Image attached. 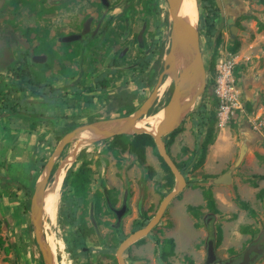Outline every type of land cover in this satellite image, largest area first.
<instances>
[{"label":"rangeland","instance_id":"1","mask_svg":"<svg viewBox=\"0 0 264 264\" xmlns=\"http://www.w3.org/2000/svg\"><path fill=\"white\" fill-rule=\"evenodd\" d=\"M0 1V28L7 29L6 40L12 45L14 58L18 57L13 63L0 64V264H43L30 204L46 162L66 133L84 124L127 117L154 93L152 105L138 121L142 127H153L154 115L165 105L173 89L171 79L163 74L171 20L166 0H110L108 8L90 0L87 11L98 16L97 23L103 25L104 32L85 49L82 43L73 46L56 38L68 36L73 30L70 0ZM205 1L193 0V6L197 14L194 38L206 77L208 74L211 77L212 59L216 62L235 41L239 44L235 53L242 59L235 74L244 112H239L228 126L230 139L236 146L225 171L232 172L233 180L222 187L224 194H231L235 212L218 215L208 209L202 211L194 230L185 205H177L173 215L177 226L171 228L169 211L173 200L144 241L124 253L126 264H163L154 247V240L161 237L175 242L170 264H204L209 240L214 242V264L239 261L264 232V200L259 201L254 194L262 188L264 180L252 178V174L264 176V4L260 0H211L217 11L208 13ZM205 20L208 24H203ZM37 46L38 50L51 47L63 59L62 65L54 61L51 72L38 65L45 60L30 65L25 55L33 56V47ZM111 46L113 49H109ZM75 50L79 56L72 64L66 56ZM120 52L124 58L118 61L119 68H115L110 61L113 54L117 56ZM21 63L28 67L32 81L34 74L38 76L40 87L29 86L27 75L17 78ZM59 71L74 75L75 83L60 76ZM161 75V85L157 86ZM102 78L106 79L107 88H95V80ZM210 103L208 84L180 125L179 133L163 138L189 183L193 182L195 170L186 161L203 140L206 126L203 127L202 119H206L207 112L201 111V107L206 105L208 110ZM11 108L16 113L12 114ZM66 130L69 131L63 134ZM181 134L188 142L184 144L183 140L176 151L171 150L175 138ZM217 134L215 129V137ZM111 138L94 137L70 143L53 167L47 189L62 169L63 182L54 220L44 213L46 189L41 222L48 249L47 237L53 235L55 264H118L115 251L120 242L154 216L162 196L168 193L167 176L161 169L156 148L145 149V166L154 171L149 178L145 166L139 164L134 154L109 148ZM242 146L245 149L237 163ZM43 159L45 164L41 168ZM247 159L255 164L251 169L247 168ZM82 168L88 169V184L83 193L74 187L78 184L75 176ZM242 183L245 185L238 187ZM252 187L253 194L249 190ZM237 195L247 202L253 215L240 208L236 198H241ZM192 201H199V197H193ZM122 206L126 211L118 220L114 211ZM219 224L221 241L215 247V229ZM77 226L92 228L93 233L84 238L77 233ZM243 227H249L247 234L240 232ZM168 233L170 236H166ZM253 264H264V253Z\"/></svg>","mask_w":264,"mask_h":264},{"label":"water","instance_id":"2","mask_svg":"<svg viewBox=\"0 0 264 264\" xmlns=\"http://www.w3.org/2000/svg\"><path fill=\"white\" fill-rule=\"evenodd\" d=\"M105 6H108L107 0H101ZM168 6V13L171 20L170 29V46L169 51L164 58V71L172 82V92L168 102L158 112L159 119L155 126L148 129L138 125L140 118L146 114L154 100V93L147 99L135 113L122 118H113L107 120H100L88 124H84L66 133L59 143L56 145L54 151L51 153L48 161L45 164L44 171L40 175L35 186L30 204L31 222L34 227L35 240L39 247L43 264H55L53 258L49 254L47 243L42 231L41 211L39 209L43 199V195L47 186L54 165L60 157L65 147L75 141L85 140L89 137L109 138L122 134H148L152 137L158 155L162 158L164 163L170 169L174 177V185L172 189L162 198L158 209L154 216L141 228L129 234L118 245L115 255L118 264H126L124 253L136 242L147 237L151 231L159 224L169 204L183 192L186 188L187 182L184 175L177 168L175 161L168 153L163 138L174 132L180 127L186 116L192 110L196 101L204 94L206 87V73L202 60V55L197 44L196 39L192 36L187 19L185 16V8L187 0H166ZM2 1H0V7ZM235 28H231V33L234 35ZM80 39V35H71L62 38L63 43H69ZM0 52L7 63L10 59V49L7 47L6 40L1 34L0 28ZM192 75L195 78V90L191 95H186V83L188 77ZM160 76L158 85L162 80ZM245 147L242 146L241 149ZM240 149V150H241ZM242 159L241 154L237 163ZM216 185H229L230 175L224 174L212 180ZM125 206L120 210H116L115 214L118 220L121 219L125 213ZM264 242V232L260 241L250 246L242 256V259L237 264H250L258 254H262L263 250L258 249L259 244ZM254 254L253 257H250ZM216 255L214 251V242L209 240L206 248V260L204 264H214ZM225 264H231V261Z\"/></svg>","mask_w":264,"mask_h":264},{"label":"trees","instance_id":"3","mask_svg":"<svg viewBox=\"0 0 264 264\" xmlns=\"http://www.w3.org/2000/svg\"><path fill=\"white\" fill-rule=\"evenodd\" d=\"M25 1L26 0H15V2H25ZM260 2L264 4V0H260ZM14 3L12 2L11 4H14ZM205 8L208 9V13L217 11L216 5L214 3H212L211 0L205 1ZM206 22H207L206 20L203 21V24H208ZM211 26L212 25L209 24V28ZM260 28H262V25H260ZM238 48H239V44L237 41H235L233 43V46L229 48V52L235 53ZM40 53L47 55L49 57V63L44 65V67H43L44 70L51 68L52 67L51 63H53L55 60H58V59L60 61V65H62L63 59L58 58L55 51H53L51 47H49V48L45 47L44 49L41 48ZM214 65H215V58L212 59V62L210 63V69H209L210 72L214 71ZM18 74L19 75H17L18 76L17 78L20 79L22 74H20V73H18ZM60 74L62 75L63 72L61 71ZM65 76H67V75H65ZM30 77H31V75L30 76L28 75L27 80L29 81V83L35 84V85L40 84V81H38V76H36V74H34V77H35L34 79L36 82L34 80L32 81L30 79ZM99 85H100L101 89L107 88L106 82H100ZM171 87H172V85H171ZM169 98H168V100H169ZM168 100L166 101V103L168 102ZM215 103H216L215 101H213V100L211 101V103L209 105V109H208L209 111L207 110L206 105H202V107H201V111L207 112L206 119H205L206 121L204 119H202V125H203V127L206 126V131L204 133L203 140L200 143L199 149L198 148L194 149L192 151L191 157L188 158L186 161V163H188V165H190L191 169H193V170H197L198 168H200L203 165L208 147L210 145H213L215 142V138H216L215 137V121H216V118H215V113L213 112V108L215 106ZM9 110L12 114L16 113V111L12 108ZM68 131L69 130H66L63 134H65ZM179 131H180L179 128L176 129L174 132L166 135L164 137V139L165 138H172L174 135L178 134ZM165 145H166V148L168 151V147H169L168 143H166ZM147 147L155 148V144L153 142V139L148 134L116 135L110 139V145H109V148H111V149L118 148L120 150V152H129L131 154H134L137 157V160L141 166H145V149ZM168 153H169V151H168ZM156 154H157L158 160L160 162L161 169L164 171V173H166L167 178H166L165 187H167L168 192H169L174 185V177L171 174L168 166L164 163L162 158L158 155L157 151H156ZM44 164H45V160L43 159V160H41V168L44 166ZM176 166L180 171H182L183 168L179 163H176ZM145 169L147 171V177L152 178L154 176V171H153L152 167L145 166ZM54 170H55V168L52 170L51 176L54 173ZM87 172H88V169L82 168L79 171V173L75 176V179L77 178V180H78V184H74V187H75V189L79 188L80 191H82L81 193H83L87 188V184H88ZM203 178L213 179L214 177L204 175ZM252 178L264 180V176L253 175ZM190 184L191 183H189V181H187V187H189ZM252 185H253V187H256V185L254 183ZM32 192L33 191L30 192V196L32 195ZM202 194H203V197H204L205 202H206V208L209 211H211L213 214H219L218 210L215 207V200L213 198L211 190L209 188H204L202 191ZM164 196L165 195H163L162 197H164ZM177 197H179V195ZM256 199H258L259 201L264 200V188L260 189L257 192ZM236 201L242 210L247 211L251 215L254 214V211L249 208V206L246 204V202L241 201L238 197L236 198ZM186 211L189 214H191L195 219H199V217L201 215V207H195V206L188 205L186 207ZM149 220H150V218H147L145 223H147ZM143 226H144V224L141 225L140 228ZM195 227H198V223L195 224ZM0 230H1V221H0ZM76 231H77V233H79L84 238H88L93 233L92 228L85 229L84 226H77ZM248 231H249V227H243L240 230V232L242 234H247ZM221 234H222L221 228H220V226H218L215 229V247L217 245H219V243L221 241ZM143 241H144V239H141L138 242H136V244H140ZM154 247H155V253L158 255V260L160 262H162L163 264H170L168 262V258L174 256V249H175L174 241L172 239H155L154 240Z\"/></svg>","mask_w":264,"mask_h":264},{"label":"crops","instance_id":"4","mask_svg":"<svg viewBox=\"0 0 264 264\" xmlns=\"http://www.w3.org/2000/svg\"><path fill=\"white\" fill-rule=\"evenodd\" d=\"M184 137H185L184 134L178 135L175 138L170 149L176 151L179 144L183 140H184V144L187 143L188 141H185ZM235 146L236 145H235L234 141H232L230 139V129H229V131H228V128L224 129L217 134L214 144L210 145L207 149V153H206L203 165L194 171L193 182L190 184L189 187H187V185H186V188L183 190V192L181 194H179V197H176L174 199L173 205L169 211V221L171 223V228L174 225L177 226V219H175L173 216L177 205H180V206L185 205V209L188 205L195 206V207H201V213H202V211L205 212V210H207L206 202H205V199H204L203 194H202V191L204 188H209L211 190L213 198L215 200V207L219 212L218 215L231 214V213L235 212L234 211L236 208L235 204L232 203L230 200L231 194L230 193L224 194L225 191L223 190L222 187H224L226 185H220V184L216 185V184L212 183L213 179L220 177L224 174H227L229 172V171L226 172L225 170L228 167V163L234 154ZM249 147L250 146H248V148H247V152L245 154L246 156L249 154ZM247 160L249 161V165H247L248 169H251L252 167L255 166V164H253V162H251L250 159H247ZM228 174L230 175V183H231L233 180L232 172H229ZM204 175L213 176L214 178L213 179H210V178L205 179V178H203ZM252 175H254V174H252ZM242 185H245V184L242 183L238 187H241ZM227 186H229V185H227ZM262 188H264L263 183H262ZM262 188H260V189H262ZM254 189L255 188H253V187H252V190L249 189L250 192H252V194H253ZM234 191H236V190H234ZM258 191H256L254 194L256 195ZM237 196H239V195H237ZM193 197H199V201L193 202L192 201ZM235 197H236V195H235ZM233 198H234V196H233ZM241 201L246 202V201L242 200V198H241ZM190 217L193 220L192 226L195 230L197 228V227H195V224H197V222H196L197 219H195L192 215ZM186 218H188V217H186ZM219 226H220V224H219ZM220 228L222 231L221 226H220ZM200 229H202V228H200ZM166 236H170V234L168 233ZM161 239H172V238L161 237ZM174 244H175V242H174ZM174 254H175V249H174ZM169 258H171V257H169ZM169 258H168V261H169Z\"/></svg>","mask_w":264,"mask_h":264},{"label":"flooded vegetation","instance_id":"5","mask_svg":"<svg viewBox=\"0 0 264 264\" xmlns=\"http://www.w3.org/2000/svg\"><path fill=\"white\" fill-rule=\"evenodd\" d=\"M93 1L97 2L100 6H102V8H108L109 5H110V0H107L108 6H105L102 3L101 0H93ZM88 2H90V0H70V7H71V14H72L71 25L73 27V30L70 32V34L68 36H71V35H73V36L80 35V39L79 40H76V41L69 42L68 44H74L73 46H76V45L82 43L83 45H85V49H89L91 47L92 41L93 40H96V39H100L102 37L103 32H104L103 25L97 23L98 22V16H95L94 17V16L91 15L90 12L87 11V4H88ZM81 14H83V15H81ZM80 15H81V17L78 18V16H80ZM7 33H8L7 29H4V28L1 29V34H2L3 38H5V40H6V37H7ZM63 37H66V35H60V36H57L56 38H59L60 42H62V38ZM6 44H7V47L9 46V49H10L12 45H11L9 39L6 40ZM41 48L44 49L45 47L44 48L41 47ZM47 48H49V47H47ZM109 49H113L112 46ZM11 50L12 49H10V54L11 55H10V59H9L8 63L9 62H12L13 63L14 61L18 60V57L14 58V55H13V53H12ZM40 50L41 49L38 50V46L36 48L33 47V56L32 55H25L26 57H29L28 62L30 63V65H33V64L35 65V64H37V62L44 61V60L45 61L43 63H40L38 65H41L42 67H44V65H46V64L49 63V57L47 55L41 54L40 53ZM56 55L59 58L58 54H56ZM78 56H79L78 55V52H76V50H75V51H71V53L69 54V57L67 58V56H66V59L70 63L75 64L74 62L78 58ZM114 56H115V54L112 55V59H111L110 62L112 64H115V68H119L117 66V63H118L119 60H121V59L124 58L123 57V53L120 52V54H118L115 57ZM37 59H39V60H37ZM55 61H58L57 62V65L60 66L59 59L58 60H55ZM0 64L1 65L6 64L5 58L3 57V55H2L1 52H0ZM21 65L23 67H20V68L18 67L17 68L18 73L23 74V75H27V78H28V75H31V74H29L28 67L26 66L25 63H21ZM51 65H52V67L49 68V69H46L45 71L51 72L52 70H54V62L51 63ZM58 74L60 76L64 77V78L68 79V80L74 81V83H75L76 77H74V75H72V74L67 75V76H65L64 74L61 75L60 74V71L58 72ZM100 82H106L107 83V81H106L105 78L95 80V83H94L95 88L101 89L100 88V85H99ZM27 84L29 86H32V87H40V85H41V83L39 85L31 84V83H29L28 80H27ZM160 85L161 84H159V86ZM72 86H74L73 88L75 90V87L76 86L75 85H72ZM262 236H263V233H261L260 238L256 242L252 243L250 246L258 243L260 241V239L262 238ZM263 247H264V242L261 243V244H259L258 249L263 250V253H264ZM253 255L254 254H251L250 257H253ZM260 255L261 254H258L257 257L255 258V260L252 263H250V264H253ZM241 259H242V257H241ZM241 259L239 261H233V260H228V261H231V264H237L238 262L241 261ZM228 261H225L223 264H225Z\"/></svg>","mask_w":264,"mask_h":264},{"label":"built area","instance_id":"6","mask_svg":"<svg viewBox=\"0 0 264 264\" xmlns=\"http://www.w3.org/2000/svg\"><path fill=\"white\" fill-rule=\"evenodd\" d=\"M242 62L236 53L224 50L217 58L214 71L206 77V89L210 84L211 101H215V129L221 132L227 129L238 113L244 112V104L236 79V68Z\"/></svg>","mask_w":264,"mask_h":264},{"label":"bare ground","instance_id":"7","mask_svg":"<svg viewBox=\"0 0 264 264\" xmlns=\"http://www.w3.org/2000/svg\"><path fill=\"white\" fill-rule=\"evenodd\" d=\"M193 3H194L193 0H187L186 8H185V16H186L187 23L189 25L191 34L194 37L195 23H196V19H197V14H196V11L194 10ZM37 60H39V59H37ZM194 90H195V78L192 75H190L188 77V80H187V83H186V95L187 96L191 95L194 92ZM158 119H159V113H156L154 115V118H153V124H154L153 126L156 125ZM138 125H141V124L138 123ZM89 138L93 139L94 137H89ZM243 152H244V148H242L240 150L241 156L243 155ZM63 173H64V169L61 170V175L58 176L53 181L52 185L47 189L48 193H46V195H45L46 207L44 209V213L51 220H54V217H55L56 206H57L58 199H59V192H60V188H61V185H62V182H63V176H62ZM43 197H44V195H43ZM41 207H42V202H41L40 207H39L40 211H41ZM52 236H48L47 237V239H48L47 242L49 244V249H48L49 250V254L54 259V256H55V244H54V241H53L54 238H52Z\"/></svg>","mask_w":264,"mask_h":264}]
</instances>
